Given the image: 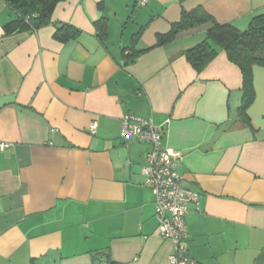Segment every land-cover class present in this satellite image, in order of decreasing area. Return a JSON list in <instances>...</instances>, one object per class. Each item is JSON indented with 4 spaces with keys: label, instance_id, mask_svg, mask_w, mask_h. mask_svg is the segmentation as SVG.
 <instances>
[{
    "label": "crops",
    "instance_id": "crops-1",
    "mask_svg": "<svg viewBox=\"0 0 264 264\" xmlns=\"http://www.w3.org/2000/svg\"><path fill=\"white\" fill-rule=\"evenodd\" d=\"M196 6L239 29L264 12V0H64L51 20L80 33L61 42L52 23L5 35L0 0V264H92L98 250L114 264H168L173 243L142 173L151 145L119 136L127 113L180 151L196 196L184 215L193 264H264V67L252 68L244 116L225 52L200 72L184 56L211 21L157 42Z\"/></svg>",
    "mask_w": 264,
    "mask_h": 264
},
{
    "label": "trees",
    "instance_id": "trees-1",
    "mask_svg": "<svg viewBox=\"0 0 264 264\" xmlns=\"http://www.w3.org/2000/svg\"><path fill=\"white\" fill-rule=\"evenodd\" d=\"M11 11V19L3 24L5 35L22 31H36L40 27L52 23L53 37L61 42L76 38L80 30L72 23L53 22L52 14L56 5L64 0H3ZM140 4V3H139ZM141 5V4H140ZM212 22L204 37L194 45L184 50V56L196 72L202 71L211 60L224 51L227 59L236 64L242 74V89L244 102L240 112L246 116V109L252 97V68L264 67V12L254 15L245 29H239L230 23H218L201 6L191 10H182L178 21L171 24L169 31L157 37L158 43H164L176 36L180 31L194 27L204 22ZM99 36L107 35V19L105 17L94 22ZM141 29L134 34L137 39ZM140 51L132 54V60ZM248 98V99H247ZM92 264H114L110 251L98 250L92 252Z\"/></svg>",
    "mask_w": 264,
    "mask_h": 264
},
{
    "label": "built area",
    "instance_id": "built-area-1",
    "mask_svg": "<svg viewBox=\"0 0 264 264\" xmlns=\"http://www.w3.org/2000/svg\"><path fill=\"white\" fill-rule=\"evenodd\" d=\"M138 1L141 5L147 2ZM94 128L95 124H92L90 131L94 132ZM162 135L163 129L151 118H142L130 113L121 117L119 136L122 139L134 137L151 145L145 154L146 165L142 167V173L155 195L159 235L173 243L168 264H193L184 244L187 236L184 215L188 203L196 199V196L181 184L177 163L180 151L163 147Z\"/></svg>",
    "mask_w": 264,
    "mask_h": 264
}]
</instances>
